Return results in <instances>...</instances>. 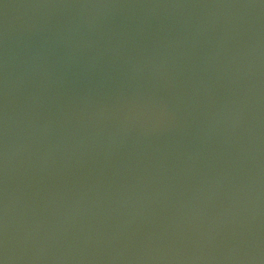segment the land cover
<instances>
[{
  "label": "water",
  "instance_id": "1",
  "mask_svg": "<svg viewBox=\"0 0 264 264\" xmlns=\"http://www.w3.org/2000/svg\"><path fill=\"white\" fill-rule=\"evenodd\" d=\"M3 264H264V0H0Z\"/></svg>",
  "mask_w": 264,
  "mask_h": 264
},
{
  "label": "snow or ice",
  "instance_id": "2",
  "mask_svg": "<svg viewBox=\"0 0 264 264\" xmlns=\"http://www.w3.org/2000/svg\"><path fill=\"white\" fill-rule=\"evenodd\" d=\"M0 264H3V261L2 260H0Z\"/></svg>",
  "mask_w": 264,
  "mask_h": 264
}]
</instances>
